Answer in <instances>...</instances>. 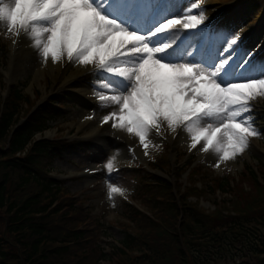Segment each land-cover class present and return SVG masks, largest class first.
<instances>
[{
  "label": "rangeland",
  "instance_id": "374dc122",
  "mask_svg": "<svg viewBox=\"0 0 264 264\" xmlns=\"http://www.w3.org/2000/svg\"><path fill=\"white\" fill-rule=\"evenodd\" d=\"M3 2L7 3V0H3ZM193 2L199 5L202 3L200 7L204 9V15L206 17L204 24L199 25L197 28H201L209 22V18L215 14V12L226 14L225 19L219 23L212 22L209 26H206L205 31L214 32L215 34L212 33V37L215 36L218 41H221L222 36L228 33H231V38L238 37V46L233 47H238L240 56L236 57V60L238 59L240 63H242L244 59H248L250 62L252 59H258L260 62L264 63V0H217L214 3L209 0H169V2H167L168 5H161L160 0H145V16L142 22H146L149 13L152 10H156L159 6L161 9L160 13H164L165 11L172 12L173 10L175 11L176 8V15L171 14V17L167 19H182L186 14L187 7ZM247 2H250L251 5H244V3ZM254 7H256V9H254ZM198 13L199 9L193 14ZM137 17L136 13L134 18L137 19ZM157 23L150 26V28H154ZM148 29L149 28L145 26V30L147 31ZM205 35L206 33L202 34L201 31H195L194 29L181 30L176 36V43L179 44L183 41L181 50H186L187 58L191 59L192 56L196 54L197 48L207 49L212 46L204 38ZM11 37L12 34L8 32L6 22H0V97H6L9 88L17 86L20 87V89L24 88L25 94L29 96L27 97L29 99V104L22 105L25 114L28 116H30V112L36 110L35 107H32L37 100L40 103V101L45 99H50L52 97L63 98L64 96H66L65 98L67 99H76L73 104L71 103V105H68L70 107H67L60 116L49 123V128L45 131L44 135L49 139H59L61 137L69 139L70 141L77 142L79 148H82L84 145L82 142L84 141L91 143L81 150L76 149V153H65L62 157L53 160L51 165L53 170L51 169L48 172L49 177L64 181V185H61L60 190L51 198H56L51 209L59 208L62 210L63 214L65 213V216L68 217L65 219L66 223H64V219L53 217L56 221L54 220L53 224L49 227L53 232V236L56 238L53 239V244L56 246L60 244L59 240H63L64 234L61 232L60 236V232L58 231L60 229L62 231L66 224L85 232L86 240H82L80 246H75L71 250L70 255L66 257L69 263L78 264L79 260H81L80 254H83L88 258L85 263L91 264V262H89L91 257L90 253L93 252H91L90 249L94 247L96 251L98 250L102 253L104 252L111 255L108 261L99 260L98 263L111 264V261L114 260L116 256L114 250L118 247L117 244L123 239L124 231H129V233L131 232L133 234H146L145 240L150 247H156L159 243H170L174 240L166 236L167 242H162V240L158 241L155 236V231L153 230L154 228L148 227L150 224L149 222L156 221L157 224L160 222V219L157 217L159 215H154L158 214V212L152 214L154 198H147L146 202L139 205V209L141 208L142 210L141 215L137 216L136 214H129L127 212L128 207L125 206L126 203L137 205V202L134 198L125 193L130 194L132 191L136 190L133 194L138 196V192L141 190L142 180L133 170L137 168L138 160L142 162V165L140 169L136 170L140 171H148V166H151L162 168L167 173V171L170 172L171 168H173L174 174L171 177L172 181L176 174L180 175L177 169L181 171L186 167L187 161L184 162L183 160L189 158V162L194 161L195 163L191 167H186L185 170L181 172L183 183H188L189 180H196V177L188 178L189 170L196 164H198L197 170L199 171V176L208 179L203 181L204 187L208 181L213 180L214 177H223V182L229 184L227 190L233 193L228 192L227 194H223L220 191H211L205 188L211 193L199 189L201 193L198 195L199 201L192 199L196 207L206 211L208 214L213 213L223 218L232 215L233 206L236 210H244L248 208V205L252 201L258 198L259 190L251 179L249 169L264 170V97H258L252 100L256 108H251L250 113L253 126L260 135L251 137L254 142H249L248 148L242 154L237 155L235 159L232 160V164H228V166L225 162H221L220 166L216 167L215 165L218 159L216 160L210 157L211 152L203 154L200 150L201 147L194 153L187 154L186 149L191 142L188 133H186L187 136L181 137V142H179L175 148H173L169 142H167L168 144L165 146L161 141L153 137L150 139L151 145L147 149L151 155L150 158L142 159L140 156H136L135 158V156L129 153V155H126L129 144L125 142L126 139L124 135L130 136L129 139L134 141L135 145H140V151H144L145 149L139 143L137 137L129 135L126 131L114 129L111 126V122L104 127H99L103 116L110 111L109 108L102 107L101 102L97 98V93L104 91L99 88L103 73L94 71L88 78H82L78 82L80 88L91 92L90 96L92 99H89V94L83 96L77 94L70 88L61 89L60 91L53 89L54 83L52 76L49 75V71H46L44 77L39 78L30 68L33 63H29L25 73L20 74L16 77V81L8 85L5 81V77L6 72L10 69L9 55ZM223 47L226 48L227 45H223ZM215 48H221V44H218ZM36 53L38 54L37 59L41 61L43 57L38 53L37 49ZM248 54H250V56ZM228 55L229 53L223 52L221 48V54L217 56L216 62L218 63L220 60L227 58ZM234 61L235 60L230 61V63ZM252 64H254L253 61ZM237 69L238 68H236V70ZM76 71L77 63L74 61L69 68L68 75ZM262 71H264V68L261 72ZM255 72L256 68L254 71L252 70L251 74L253 75ZM245 76H247V74H245ZM55 107L57 108L58 105ZM245 115L248 114L246 113ZM119 146H122V148H119ZM166 156L169 158L171 157V160ZM113 157H115V160L111 171L107 168L103 174L101 173L103 170L102 167L99 166V168H94L103 163L107 164ZM178 166H182V168ZM89 167H93L96 174L85 173L86 169ZM116 167L122 169V174H116L115 178L111 179V176H114L113 174L116 172ZM157 172H159L161 176L169 177V175L163 172ZM72 173L74 174L73 176L71 175ZM145 179L146 178H144V181H146ZM109 186L121 189L122 193H113L110 197ZM199 186L202 188L201 184H199ZM145 190L144 188V192ZM203 191L205 192L203 193ZM152 193L153 190L149 186L146 195L149 196ZM234 193L235 197L237 196L238 199H234ZM127 199H130L131 202L127 201ZM231 202H233L232 207H228V204ZM215 205H218V210ZM219 209H221V211ZM0 217V237L4 236L7 241L14 242L11 248H20L18 241H16L13 236L10 237L5 228V213L1 212ZM163 219L164 218H162V220ZM163 221L165 225L168 226L170 221ZM178 223L175 227H177V235L180 236L181 230L179 229ZM157 226L160 231H163L160 225ZM96 229L100 231L99 237L95 235L94 231ZM103 229H108L109 234L106 237L103 235ZM182 243L183 241L180 242V244L182 245V249H184L185 246ZM177 245L180 246L179 244ZM177 245L171 243L172 250H174L175 253L178 251ZM161 246L164 245L161 244L160 247ZM226 250L227 253L223 257L217 258L216 256L212 259H206L200 264H260L259 259L250 254L243 245H237V248L230 245ZM134 254L140 255L137 252ZM181 258L182 257L179 255L175 256V260H180ZM183 258L185 259V256ZM112 263H114V261H112Z\"/></svg>",
  "mask_w": 264,
  "mask_h": 264
},
{
  "label": "snow or ice",
  "instance_id": "6c2138e0",
  "mask_svg": "<svg viewBox=\"0 0 264 264\" xmlns=\"http://www.w3.org/2000/svg\"><path fill=\"white\" fill-rule=\"evenodd\" d=\"M144 7L145 0H0V22H6L10 34L27 36L45 63L66 57L81 66L95 65L103 73L99 88L104 91L97 98L110 109L101 123L137 137L145 155L150 134H159L166 122L173 132L179 128L189 134L191 149L201 145L202 152L218 156L216 167L235 159L251 137L260 135L250 101L264 97V71L237 78L236 68L248 59L230 63L240 56L233 47L238 37L231 33L220 41L227 58L217 63L221 48L215 46L197 48L187 58L176 36L204 24L199 4L193 3L183 19H167L158 11L162 22L147 34L134 18ZM197 8L198 14H190ZM114 160L106 167L113 168ZM117 192L122 190L109 186L110 197Z\"/></svg>",
  "mask_w": 264,
  "mask_h": 264
},
{
  "label": "trees",
  "instance_id": "16d2710c",
  "mask_svg": "<svg viewBox=\"0 0 264 264\" xmlns=\"http://www.w3.org/2000/svg\"><path fill=\"white\" fill-rule=\"evenodd\" d=\"M64 103L60 101V110L51 103L20 125V118L25 113L22 104H29L23 90L15 87L7 99L0 97V213H5L8 235L13 236L20 247L13 249L11 245L14 242L7 241L4 236L0 237V264H72L66 257L75 246H80L82 240H86L84 231L66 224L62 231H58L60 236L61 232L64 234L63 240H59L60 244L55 246L53 239L56 238L49 228L55 220L53 217L64 219V223L68 218L61 209H51L56 201V198H51L60 190V186L48 176V172L53 168L52 161L71 144L38 140L36 135L48 128V119L53 120L62 112ZM24 152L26 154L22 156ZM249 174L259 190L258 198L244 210H236L232 207L233 202L229 203L232 215L223 218L195 207L187 200L190 193L184 194L182 204H178L171 183L161 180L166 189L157 192L155 197H148L154 198L152 210L158 212L159 216H156L160 222H149L148 227L154 228L158 241L167 242L166 236L174 240L150 247L145 240L146 234L126 233L121 248L114 250L116 256L111 264H200L206 259L223 257L230 245L235 248L243 245L259 259L260 264H264V184L260 183L255 171L249 169ZM228 186L222 180L217 188L222 192L233 193L227 190ZM216 207L218 210V205ZM133 212L137 216L141 215L136 209ZM162 218L170 221L168 226ZM177 223L181 230L180 236L176 233ZM157 225L165 232L160 231ZM94 232L100 236L98 229ZM182 241L184 249L180 244ZM171 243L181 246L177 245L176 253ZM161 244L164 246L160 247ZM90 250L93 252L90 253L91 264H99V260L108 261L111 258V255L96 251L94 247ZM177 255L182 258L175 260ZM80 258L78 264H86L88 258L83 254H80Z\"/></svg>",
  "mask_w": 264,
  "mask_h": 264
},
{
  "label": "bare ground",
  "instance_id": "6f19581e",
  "mask_svg": "<svg viewBox=\"0 0 264 264\" xmlns=\"http://www.w3.org/2000/svg\"><path fill=\"white\" fill-rule=\"evenodd\" d=\"M210 2H216L217 0H209ZM7 3H11V0H7ZM177 10H173L171 14H176ZM18 44L12 46L11 54H10V70L6 73L7 81L12 84L14 81H16V77H18L20 74L25 73L27 69V65L29 63H33V65L30 67L34 74L37 77H44L46 74V71H49V75L52 76L53 83L56 85L55 89L57 88H72L74 92H78L79 94L81 93H88L86 89L80 88L78 82H76L77 77H79L80 74L83 72H86L89 66H81L77 63V71L73 72L72 74L68 75L66 77V74L73 64L74 61H71L68 63V60H62L58 63H53L51 59L49 58L48 61L45 63L44 60L42 59L39 61L37 59V53L36 49L32 46V41L22 34L19 37ZM40 62V63H38ZM45 63V64H44ZM76 82V83H75ZM163 135V134H162ZM125 136V142L129 145H133L135 142L131 141L129 139L130 136ZM184 136H187L186 132L183 131V133L180 134L178 139L175 141H171L173 146H176L179 142H181V137L183 138ZM135 137V136H134ZM154 135L150 134L149 139H152ZM189 138V136H188ZM119 148H122V146H119ZM137 149H140V147H137ZM128 151V150H127ZM126 155H129L128 152ZM142 155V154H141ZM210 157L214 159H218V156L213 154L211 152ZM225 164L228 166V164H232V160L226 161ZM92 169V168H91ZM90 169V170H91Z\"/></svg>",
  "mask_w": 264,
  "mask_h": 264
}]
</instances>
